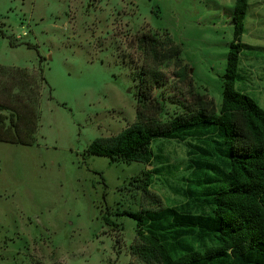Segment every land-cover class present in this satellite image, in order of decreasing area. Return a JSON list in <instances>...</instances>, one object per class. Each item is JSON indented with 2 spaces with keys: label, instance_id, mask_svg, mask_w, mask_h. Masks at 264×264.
Listing matches in <instances>:
<instances>
[{
  "label": "rangeland",
  "instance_id": "374dc122",
  "mask_svg": "<svg viewBox=\"0 0 264 264\" xmlns=\"http://www.w3.org/2000/svg\"><path fill=\"white\" fill-rule=\"evenodd\" d=\"M235 1L0 0V139L35 138L0 140V264H144L131 249L136 221L121 212L192 198L195 146L214 135L155 140L152 164L86 150L138 110L162 121L189 112L193 92L220 113ZM145 33L172 38L180 61L153 57ZM241 41L237 87L264 109V0H249ZM143 66L165 76L153 90L158 111L139 101Z\"/></svg>",
  "mask_w": 264,
  "mask_h": 264
},
{
  "label": "trees",
  "instance_id": "16d2710c",
  "mask_svg": "<svg viewBox=\"0 0 264 264\" xmlns=\"http://www.w3.org/2000/svg\"><path fill=\"white\" fill-rule=\"evenodd\" d=\"M248 8L249 0L235 1L234 38L223 75L220 113L213 98L193 92L189 112L162 121L152 115L145 117L138 110L137 122L117 135L96 138L86 150L113 162L152 164L160 158L153 149L155 140L206 132L214 135L208 148L195 146L199 157L192 160V198L158 210L121 212L136 221L141 243L131 249L144 264H264V109L237 87L242 78L241 40ZM0 36L6 34L0 30ZM141 42L156 59L180 61L182 47L172 38L161 43L156 36L145 33ZM142 75L139 101L158 111L160 104L153 90L165 83V76L144 66ZM10 138L0 140L21 144L35 140ZM152 173L146 170L143 174L144 194L150 193ZM104 220L113 224L106 216Z\"/></svg>",
  "mask_w": 264,
  "mask_h": 264
}]
</instances>
